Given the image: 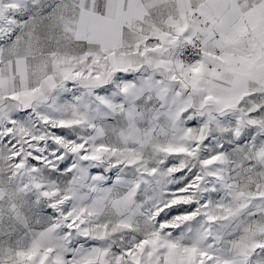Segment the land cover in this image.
<instances>
[{
	"label": "snow or ice",
	"instance_id": "snow-or-ice-1",
	"mask_svg": "<svg viewBox=\"0 0 264 264\" xmlns=\"http://www.w3.org/2000/svg\"><path fill=\"white\" fill-rule=\"evenodd\" d=\"M0 264H264V0H0Z\"/></svg>",
	"mask_w": 264,
	"mask_h": 264
}]
</instances>
